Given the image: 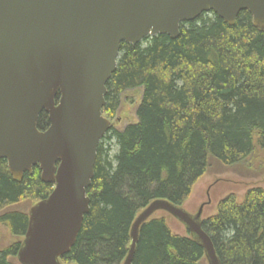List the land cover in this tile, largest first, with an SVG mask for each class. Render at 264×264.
<instances>
[{
	"label": "trees",
	"instance_id": "1",
	"mask_svg": "<svg viewBox=\"0 0 264 264\" xmlns=\"http://www.w3.org/2000/svg\"><path fill=\"white\" fill-rule=\"evenodd\" d=\"M133 89H142L137 122L111 126L100 139L88 212L62 264H122L131 225L151 201L182 207L212 160L231 166L264 151V29L253 26L247 11L232 26L202 13L180 24L175 39L158 34L121 43L103 116L113 118L121 94ZM47 125L42 112L38 128ZM51 190L37 166L18 181L0 159V224L19 238L0 248V264H19L28 223L27 213L9 208L35 204ZM201 227L221 264H264V188H249L240 202L226 195ZM204 257L190 235L152 216L139 228L131 264H200Z\"/></svg>",
	"mask_w": 264,
	"mask_h": 264
},
{
	"label": "water",
	"instance_id": "2",
	"mask_svg": "<svg viewBox=\"0 0 264 264\" xmlns=\"http://www.w3.org/2000/svg\"><path fill=\"white\" fill-rule=\"evenodd\" d=\"M247 11L264 29V0H0V159L20 181L33 167L50 194L28 212L16 254L19 264H62L88 212L97 145L111 128L102 114L106 83L121 43L179 35L182 23L212 12L232 26ZM48 116L38 128L39 115ZM194 215L156 199L135 217L122 264H131L140 226L163 211L181 222L204 251L221 264Z\"/></svg>",
	"mask_w": 264,
	"mask_h": 264
},
{
	"label": "rangeland",
	"instance_id": "3",
	"mask_svg": "<svg viewBox=\"0 0 264 264\" xmlns=\"http://www.w3.org/2000/svg\"><path fill=\"white\" fill-rule=\"evenodd\" d=\"M142 89L127 90L121 94L119 107L113 118L110 119L112 127L122 129L128 124L136 123V110L140 103ZM264 151H258L234 165L228 166L212 160L207 171L193 185L188 199L182 208L194 215L203 204L200 219L203 220L216 212L219 200L228 194H233L240 202L245 192L251 187L264 188V166L261 156ZM33 204L22 201L9 209L27 213ZM153 216H164L170 230L179 235H189L184 225L170 214L157 211ZM8 228L0 224V248L17 241ZM200 264H208L206 258Z\"/></svg>",
	"mask_w": 264,
	"mask_h": 264
}]
</instances>
